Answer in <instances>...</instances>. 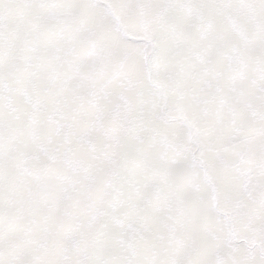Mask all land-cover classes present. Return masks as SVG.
Masks as SVG:
<instances>
[{
	"label": "snow or ice",
	"instance_id": "snow-or-ice-1",
	"mask_svg": "<svg viewBox=\"0 0 264 264\" xmlns=\"http://www.w3.org/2000/svg\"><path fill=\"white\" fill-rule=\"evenodd\" d=\"M0 264H264V0H0Z\"/></svg>",
	"mask_w": 264,
	"mask_h": 264
}]
</instances>
